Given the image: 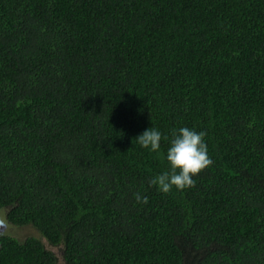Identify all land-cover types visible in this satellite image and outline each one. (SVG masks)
<instances>
[{
    "label": "trees",
    "instance_id": "trees-1",
    "mask_svg": "<svg viewBox=\"0 0 264 264\" xmlns=\"http://www.w3.org/2000/svg\"><path fill=\"white\" fill-rule=\"evenodd\" d=\"M151 125L207 133L193 187ZM0 209V264H264V0H0Z\"/></svg>",
    "mask_w": 264,
    "mask_h": 264
},
{
    "label": "clouds",
    "instance_id": "clouds-1",
    "mask_svg": "<svg viewBox=\"0 0 264 264\" xmlns=\"http://www.w3.org/2000/svg\"><path fill=\"white\" fill-rule=\"evenodd\" d=\"M206 135L205 131L188 126L175 127L169 135L152 125L141 132L135 138L139 146L161 154L168 164L167 170L151 178L150 185L164 193L173 188L179 191L193 187L196 183L194 177L213 163L204 139ZM162 140L168 141L165 153H160ZM134 196L138 202H147V197L139 192Z\"/></svg>",
    "mask_w": 264,
    "mask_h": 264
},
{
    "label": "rangeland",
    "instance_id": "rangeland-1",
    "mask_svg": "<svg viewBox=\"0 0 264 264\" xmlns=\"http://www.w3.org/2000/svg\"><path fill=\"white\" fill-rule=\"evenodd\" d=\"M12 237L19 241H23L28 237H37L39 238V234L32 226L26 227H16L8 223L6 219V213L4 209H0V237ZM43 243L46 245V248L52 252H54L59 258V262L62 261L61 258V247H52L47 244L42 239Z\"/></svg>",
    "mask_w": 264,
    "mask_h": 264
}]
</instances>
